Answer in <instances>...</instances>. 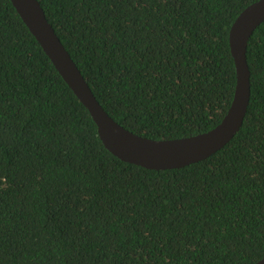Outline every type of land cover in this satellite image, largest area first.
Segmentation results:
<instances>
[{
    "label": "trees",
    "instance_id": "trees-1",
    "mask_svg": "<svg viewBox=\"0 0 264 264\" xmlns=\"http://www.w3.org/2000/svg\"><path fill=\"white\" fill-rule=\"evenodd\" d=\"M99 103L135 135L216 128L235 96L230 31L260 0H38ZM244 124L201 162L153 171L96 123L0 0V264H257L264 258V23Z\"/></svg>",
    "mask_w": 264,
    "mask_h": 264
},
{
    "label": "water",
    "instance_id": "water-1",
    "mask_svg": "<svg viewBox=\"0 0 264 264\" xmlns=\"http://www.w3.org/2000/svg\"><path fill=\"white\" fill-rule=\"evenodd\" d=\"M11 2L64 81L89 111L106 149L119 160L153 171L181 169L211 157L240 132L251 100L248 45L254 32L264 23V0L243 11L231 28L230 45L236 65L237 86L233 103L223 121L207 133L165 141L135 135L109 116L38 0ZM257 264H264V258Z\"/></svg>",
    "mask_w": 264,
    "mask_h": 264
}]
</instances>
